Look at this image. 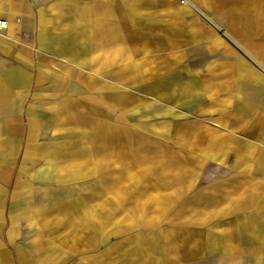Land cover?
<instances>
[{"label": "crops", "instance_id": "crops-1", "mask_svg": "<svg viewBox=\"0 0 264 264\" xmlns=\"http://www.w3.org/2000/svg\"><path fill=\"white\" fill-rule=\"evenodd\" d=\"M0 18V264H264V0Z\"/></svg>", "mask_w": 264, "mask_h": 264}, {"label": "rangeland", "instance_id": "rangeland-1", "mask_svg": "<svg viewBox=\"0 0 264 264\" xmlns=\"http://www.w3.org/2000/svg\"><path fill=\"white\" fill-rule=\"evenodd\" d=\"M182 3H184V0H182ZM154 115L156 116H172L173 112L171 110H167V109H161V108H155L154 110ZM210 264H217L215 262H212Z\"/></svg>", "mask_w": 264, "mask_h": 264}, {"label": "built area", "instance_id": "built-area-1", "mask_svg": "<svg viewBox=\"0 0 264 264\" xmlns=\"http://www.w3.org/2000/svg\"><path fill=\"white\" fill-rule=\"evenodd\" d=\"M6 28H7V21L4 20V19H2V18H0V34H1L4 30H6Z\"/></svg>", "mask_w": 264, "mask_h": 264}]
</instances>
